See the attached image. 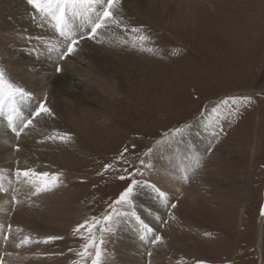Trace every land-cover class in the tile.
<instances>
[{
    "label": "rangeland",
    "instance_id": "obj_1",
    "mask_svg": "<svg viewBox=\"0 0 264 264\" xmlns=\"http://www.w3.org/2000/svg\"><path fill=\"white\" fill-rule=\"evenodd\" d=\"M138 1L135 6L126 2L124 6L120 2L123 7L118 6L121 14L118 17L123 23L121 32L130 31V36L122 40L140 45L142 33L148 32L151 47L149 53L139 51L133 59L141 68L135 69L137 76L134 73L122 76L118 72V80L112 81V94L98 113H102V118L97 119L91 113L97 110L93 96L91 100H83L81 103H85L83 107L86 106L89 116L74 129L75 145L69 144L55 152L60 159L54 165L49 159L40 161L31 152L32 147L18 145L16 141L9 147L13 153H0L1 169L16 165L9 171L7 180H0V195L7 199L10 208L2 211L6 219L0 221V242L4 245L20 234L19 243L11 248L28 249L26 261L41 259L38 264H92L95 249L85 250V245L94 239L102 251L101 264H118L120 256L127 259L128 254L124 251L120 254L117 247L133 238L122 237L121 226L124 217H136L133 213L140 205L138 193L141 192L153 196L159 205L155 208L161 215L153 240L159 236L163 245L182 251L188 258L186 264H264V221L258 247V218L264 211V0H187L186 16L179 28L164 15L159 17L163 6H168L170 11L172 0H164L166 5L158 0ZM95 4L99 9L85 4L67 10V19L70 14L74 16L85 10L90 13V19L83 23L87 29L85 38L79 43L88 40L97 16L106 6L102 0ZM28 6L39 19H47L48 26H53L47 14ZM149 13L155 14L149 19ZM133 28L138 31L133 32ZM60 50L62 53L67 49L62 46ZM1 52L4 51L0 50V56ZM79 58L74 55L71 61L78 63ZM85 60L79 62L86 65ZM6 64L1 58L0 67ZM24 102L34 108L39 106L29 95ZM24 111H28L27 107ZM3 116L2 124L9 132L12 128H22L20 123L13 127L10 113ZM29 117L34 121L37 116L33 117L32 112L27 121ZM61 123L58 133L68 130L63 120ZM191 135L200 138L202 147L198 148L196 142L193 145ZM175 142L178 146L172 148L174 158L185 157L188 162L185 166L192 169L180 191L171 193L150 180V169L159 158L171 167L164 151L168 148L163 145ZM53 144L49 143V150H54ZM179 145L192 156L186 154L189 151H179ZM19 162L21 170L41 173L45 168L50 172L46 180L55 175L54 183H60L65 194L62 206L70 213L64 232L56 228L51 233L36 227L32 219L19 222L12 217L18 207L13 192L27 181L16 175ZM130 173L135 174L137 182L133 194L127 202L117 204L131 182ZM121 176L125 179L121 180ZM36 179L42 185L41 178ZM157 189L166 195L165 203L157 201ZM45 192L40 194L47 197L49 191ZM154 205L157 204L149 205L151 210L147 206L144 209L148 217L157 214ZM33 213L24 217H37ZM107 214L112 215V220L104 223ZM97 221L100 223L96 224ZM93 224L96 226L89 232ZM80 225L84 227L77 230ZM138 235L141 239V230ZM38 236L43 237V242L41 238L39 243ZM52 237L59 239H49ZM134 241L131 244L137 242ZM40 244L47 245L44 252ZM146 249L151 250V246ZM1 250L0 264H3L7 254ZM15 258L17 264H26L20 256Z\"/></svg>",
    "mask_w": 264,
    "mask_h": 264
},
{
    "label": "bare ground",
    "instance_id": "obj_2",
    "mask_svg": "<svg viewBox=\"0 0 264 264\" xmlns=\"http://www.w3.org/2000/svg\"><path fill=\"white\" fill-rule=\"evenodd\" d=\"M102 1L103 3L106 2V0ZM158 1H160L162 5L167 4V2L165 3L164 0ZM120 2L121 4L123 3V6L125 5V2L131 6L139 4L138 0H120ZM187 2L189 1L172 0L170 11H168V6H163L162 10L159 11L160 15H158L159 17H163L164 15V17H167V20L174 24L175 28H179L183 25L184 17L186 16V9L188 8ZM121 4L118 3L114 5L112 9L114 19L107 21L106 26L97 31L94 39H85L76 46V51L68 55L67 58L60 59L59 57L61 55V47L63 46L67 49V44L70 41L65 40L64 37H61L59 33L55 31V21H53L51 17L50 20L53 26H48V23H46L47 19H39L35 11L31 9L23 0H0V50L4 51L3 53H5L2 55L3 53L1 52L0 57L2 58V61L7 63L6 66L1 65L0 67V72L4 73V80L6 82L4 91L5 100L3 103V110L0 111V114L3 113L4 115L5 112L10 113L14 119L13 127L15 126L16 128V125H19L20 123V126L23 128L24 123L27 122L28 114L34 112V109H36L33 107V105L24 102L26 96L23 99H21L18 95L15 97L9 96L7 90L8 84H11L13 87L24 89L25 92L38 103L45 101L46 106L53 111V117L48 115L37 116L34 121L32 120V123L30 126H28V128H23V131H21L19 137H17L14 128H12L13 131L11 132H9L7 128L5 129L2 124L5 116L2 115V118H0V153H2V155L4 154L3 152H8L9 154L13 153L12 149H9V147L13 144V142L16 141L18 145L26 144L25 146L29 145L32 147L33 150L31 152H33V154H37V159L40 161L44 160L47 162L49 159V162H52V165H54V162L58 163L60 158L57 156V154H55V152L58 150V148H67L69 144L75 145L77 138L73 134L75 131L74 129H76L75 127H77L80 122H83V119L89 116L86 106L83 107L85 103L82 104L81 102L87 98L90 99V97L92 98L93 96L92 99H94V103L97 105V110L91 113L92 115L95 114L94 116H96L97 119H101L102 117H100V115L102 113L100 115L98 113L101 112V108H103V105L106 104L107 96L110 97L112 94V88L114 89L112 81L115 82V80H118V72L121 73L122 76L126 73H134L137 76L136 70H138L139 67H137L138 64H136L135 60L133 61V59H135V55L139 51L145 54L149 53L148 51L151 47V37L148 32L142 33V37H144V39H141L140 45L130 44L122 40V38H128L130 36V31L121 32L123 29V23L118 17V15H121L120 9H118V6L120 7ZM93 6L95 9H99L98 4L93 3ZM152 8H154V5ZM156 12L158 11L156 10ZM152 14L155 13H149V19ZM88 19H90V13L86 10L85 12H80L74 16L70 14V17L67 19L70 29L69 34L76 38H78L81 34H86L85 31H87V29L83 23L88 21ZM90 24L93 23L91 22ZM74 55L80 57L78 59L79 61L80 59L84 61L86 58V65H88L86 66L85 64H81L79 61L78 63L73 64L71 60ZM57 67L61 69L60 72L56 71ZM142 75L144 74L142 73ZM144 76L146 77L147 75ZM115 85L117 87L118 81ZM143 85L145 84L143 83ZM145 92L148 91L146 90ZM41 93H43V95ZM44 96H46L47 101ZM25 107H27L28 111H24ZM24 117H26L25 120ZM62 120L64 121V125L68 130H59L61 132L58 133L57 130L62 128ZM16 130H18V128H16ZM61 137H63V139H61ZM191 137L192 141L194 140V143L191 142L193 145L196 142V144L199 145L198 148L202 147V144L204 143L200 140V138H194L195 135H191ZM47 140H51V142L55 143L53 144L55 147L52 148L54 150L48 149V145L51 142H48ZM176 145L178 146V142H175L174 145H170L169 143L163 145L164 147L168 148L164 151L165 154H167V158L169 157L168 160L169 164H171V167H169L168 164L159 158L150 169V180L152 182H156L159 187L167 189V191L171 193H174V191L178 189L180 191V185H183L192 169V167L187 168L185 166V162H187L185 157L182 156L174 158L175 154L173 153L172 148ZM179 147V151H181L183 147H181V145H179ZM29 151L27 153H29ZM182 151L184 152L189 150L183 149ZM188 153L191 157L192 155L190 151L186 154ZM1 161L2 160L0 156V162ZM13 166L14 165L12 164L9 165L7 169L6 166L3 169L0 168L1 181L8 179L10 175L9 171L15 169L16 165L14 167ZM21 166L22 165H20L19 162L18 169H20ZM39 172L47 173L48 171L44 168ZM38 177L39 176L25 178L27 181L21 183V187L18 186L15 188L13 195L15 197L14 199L18 203V207L16 208L17 212L12 214V217L18 219L19 222L32 219L33 224H36V227L39 226L45 231L50 230L51 233H53L52 231L56 230V228H58L57 231L59 232L63 231L65 229L64 227L67 226H65V224L67 223V217L70 214H68L64 206H62L64 204L63 201L65 200V194L63 193L64 190L61 189L60 183L57 185L54 183L53 187L51 186V190L49 191L47 197L44 196V193L34 196L33 192L35 190V186L41 184L40 180L36 179ZM57 182H59V180ZM138 194H140L138 196L140 198V205L138 209H136L137 211L133 213V215L135 214L136 217L132 215V217H124V221L121 226L122 231L120 230L122 237L124 236L126 238H131L133 236L132 239H135V241L137 240V242L135 244H131L132 239H127L129 243H126V241H124L125 243L120 242V246L117 247L118 252L123 254L124 251L126 255H128H125L127 259L120 256V263L118 264H186L188 258L182 251L180 252L176 249L169 248L168 246L163 245L160 240L156 243L151 242L153 240V231L156 232L157 230L156 222L160 219L161 215L158 214L159 211L156 209L159 205L153 196H146L141 192ZM156 196H158L157 201L160 203H165L166 195L160 197L157 194ZM152 203L157 204L156 206L154 205V208L156 207V211L153 210L154 212H157V214L155 217H148V214L145 213H148V211L144 212V209L146 206L149 208V205ZM34 205L35 209L32 208ZM7 206H9L7 199L5 197L2 198L0 195V221L2 222H5L6 219L4 216L5 213L3 212L10 211V208ZM31 208L34 211L33 214H35L37 217H24L32 214L33 211ZM57 213L59 215H57ZM57 216H60V219ZM263 221L264 215L261 213L258 218V247L261 245V230ZM3 227H6V224ZM149 229L151 231H149ZM140 230L142 236L141 239L138 235ZM19 231L21 232V230ZM19 235L16 234V240L14 239V236L9 239V241L7 240L4 245H2L0 242V254L2 251L1 249H3V252L7 254V256H5L3 259L4 261L2 260L3 264H17L15 255L17 258L20 256V259H22L26 264H38L41 259L34 260L29 256L31 258L30 261H26L27 255H29L28 249L21 247L18 250H13L11 248L15 244L19 243L20 240H18V238L21 239ZM41 238L43 242V237L38 236L37 238L39 243H41ZM14 241L16 243H14ZM150 246L151 250L148 249V251L146 247ZM39 247L42 248V252L47 249V245L44 246L43 244H40ZM129 250L132 253H127ZM149 252H151L150 256L148 255ZM122 259L123 261H121ZM114 262H116V260Z\"/></svg>",
    "mask_w": 264,
    "mask_h": 264
},
{
    "label": "snow or ice",
    "instance_id": "obj_3",
    "mask_svg": "<svg viewBox=\"0 0 264 264\" xmlns=\"http://www.w3.org/2000/svg\"><path fill=\"white\" fill-rule=\"evenodd\" d=\"M27 4L30 5L32 8L36 9L37 12H40L42 14H47V16L51 17L53 21H55L54 28L57 33L61 37H64L65 40L70 41L67 44V50L65 52H62L60 55V59L65 58V56L70 55L74 51H76V46L79 43V40H82L85 38L83 34L79 36V38L71 36L70 29L68 26L67 22V10L69 8L75 9L78 5H89L91 6L93 3H96L97 0H26ZM120 3V0H106V6L103 7L102 12L97 16V19L95 20L93 27L90 30V33L87 35L88 39H94L95 34L97 31L103 27L106 26V22L114 19V14H113V7L114 5ZM133 32L138 31V29L133 28L131 29ZM140 39H144V37H140ZM57 72H60L61 69L59 67L56 68ZM5 86L6 82L4 80V73L0 72V111L3 110V103H4V91H5ZM7 90H8V95L11 97L19 96L21 99H23L26 95H28L24 89L22 88H17L13 87L11 84L7 85ZM247 99V97H245ZM40 115H48L52 116L53 113L51 110L46 106V102H40L38 108L34 109L33 112V117L35 116H40ZM9 119V125L11 126L12 118L11 116L8 117ZM32 123V119L30 118L26 123H24L23 127L27 128L29 124ZM16 132L17 137H19L21 131H23V128L21 129H14ZM63 139V137H61ZM17 151L19 150V147L16 149ZM17 177H24V178H29L33 176H39L41 180L43 181L42 185L38 184L35 186V190L33 192V195H38L41 192L45 191H50L51 190V185L52 183L55 182L56 177L52 176L51 180H46L50 174L46 172H41V173H36L31 169H17L16 171ZM134 173H130L128 179L131 181L125 190L120 194L119 199L115 202L117 204L121 202H127L128 199L132 196L133 191H134V186L136 185V180L134 179ZM121 180H124L125 177L121 176ZM157 194L160 197L164 196V193L162 191H159L157 189ZM172 207H175V205H172ZM262 215H264V212H262ZM112 220V215L107 214L103 217V222L107 223ZM100 221H97L96 224H99ZM96 225L93 224L92 226L89 227V232H91V229L95 227ZM84 227V225L78 226L77 230L79 228ZM101 231H104L103 228H101ZM149 231H151L149 229ZM49 239H59V237H52ZM160 240L159 236H155L154 240L152 241L153 243H156ZM46 243L48 241H45ZM103 243V240H101V244ZM94 248L95 249V258L92 260V264H101V256H102V251L99 245L95 243V240L93 239L90 244L85 245V250L88 248ZM84 253H81L83 255ZM148 255H151V252L148 253Z\"/></svg>",
    "mask_w": 264,
    "mask_h": 264
}]
</instances>
